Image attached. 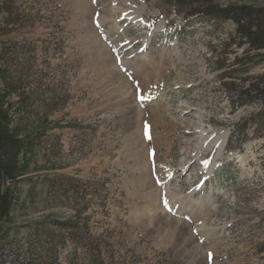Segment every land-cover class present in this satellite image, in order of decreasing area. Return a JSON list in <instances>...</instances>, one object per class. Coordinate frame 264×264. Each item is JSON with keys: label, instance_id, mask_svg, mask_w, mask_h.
Wrapping results in <instances>:
<instances>
[{"label": "rangeland", "instance_id": "rangeland-1", "mask_svg": "<svg viewBox=\"0 0 264 264\" xmlns=\"http://www.w3.org/2000/svg\"><path fill=\"white\" fill-rule=\"evenodd\" d=\"M228 7L264 0H0V264H264V47Z\"/></svg>", "mask_w": 264, "mask_h": 264}, {"label": "trees", "instance_id": "trees-1", "mask_svg": "<svg viewBox=\"0 0 264 264\" xmlns=\"http://www.w3.org/2000/svg\"><path fill=\"white\" fill-rule=\"evenodd\" d=\"M211 15L220 19H232L235 22L234 35L239 40V44L243 41L249 43V48L264 47V7H228L213 10ZM57 185L62 191L72 190L78 195L76 184L86 188L85 184L80 183L78 179L71 175H59L52 183ZM86 194V193H85ZM83 197V194L81 195ZM81 197V198H82ZM58 225L64 223L56 222ZM67 224V223H66ZM72 228H76L77 224H68ZM76 232H73V236ZM89 244H91L89 242Z\"/></svg>", "mask_w": 264, "mask_h": 264}, {"label": "bare ground", "instance_id": "bare-ground-1", "mask_svg": "<svg viewBox=\"0 0 264 264\" xmlns=\"http://www.w3.org/2000/svg\"><path fill=\"white\" fill-rule=\"evenodd\" d=\"M130 7V6H129ZM131 9H132V11H125L124 9H122V12H121V14L122 15H124V14H127V13H135L134 14V16H137L138 14H139V11H140V9L138 8V7H136V8H132V7H130ZM114 10V9H113ZM117 15H119V14H116V12H115V14L113 15V16H117ZM108 56V54H104L103 55V57H107ZM137 92V93H136ZM136 92L134 91V94L136 95V94H138V90H136ZM144 92H142V91H140L139 92V95H142ZM147 117V116H146ZM153 120V119H152ZM148 121V120H147ZM143 132V131H142ZM145 134V133H144ZM146 135V134H145ZM139 137L138 138H135L134 139V143L135 144H139V151L137 152V158H138V162H140L141 164H143L144 165V161H145V159L150 163V178H152L153 180H154V178H155V176H156V174H155V172H154V170H153V167H154V161H156V156L155 155H152V153H151V151H152V147H145V142H143V135H142V133H140V135H138ZM219 138V137H218ZM220 141H221V144H223L224 143V139H225V136L223 135V136H221L220 138ZM216 140V139H215ZM147 142V141H146ZM133 143V142H132ZM148 145H149V143H148ZM220 149H221V147H220ZM155 154V153H154ZM147 161H145V163L147 162ZM163 171H165V173L167 174V175H169L170 174V169H167V168H165ZM174 173V172H173ZM147 173H142L141 175H140V178H142V181H143V183H146V178H147ZM158 177V176H157ZM139 178V179H140ZM143 183H141V184H143ZM151 186V185H150ZM147 188H148V186H147ZM146 194L147 195H149L150 196V199H151V202L154 204V203H156V201L159 199V191H157V190H152V191H150L149 189H147V191H146ZM164 197H171V198H175V197H177L178 196V193L176 192V191H173V192H171V191H167V192H165L164 194ZM152 204V205H153Z\"/></svg>", "mask_w": 264, "mask_h": 264}]
</instances>
